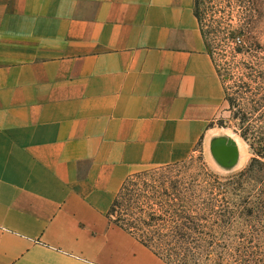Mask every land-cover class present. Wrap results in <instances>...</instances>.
<instances>
[{
  "label": "crops",
  "instance_id": "1",
  "mask_svg": "<svg viewBox=\"0 0 264 264\" xmlns=\"http://www.w3.org/2000/svg\"><path fill=\"white\" fill-rule=\"evenodd\" d=\"M224 97L195 0H0V264H169L109 211Z\"/></svg>",
  "mask_w": 264,
  "mask_h": 264
},
{
  "label": "trees",
  "instance_id": "2",
  "mask_svg": "<svg viewBox=\"0 0 264 264\" xmlns=\"http://www.w3.org/2000/svg\"><path fill=\"white\" fill-rule=\"evenodd\" d=\"M195 13L207 50L223 82L225 99L232 108L236 107V100L230 96V88L220 73V65L233 82L245 84L244 78L251 79V75H237L234 70L256 71L264 63L261 57L263 46L255 36L249 35L252 22L239 19L235 24L233 18L216 21L223 35L220 45L212 46L196 8ZM218 48L223 52V64L217 63L213 57V49ZM243 115L246 117L247 112L243 111ZM248 128L243 133L245 137L250 134L253 141L264 142L263 136L248 131ZM178 164L130 175L109 211L112 221L169 264H264V245L220 239L233 232L234 222L240 217L237 205L235 209L230 208L233 204L226 194L230 189L229 178L238 174L227 176L229 180L223 182L222 177L214 174L189 175ZM225 221L229 226L222 228L221 222Z\"/></svg>",
  "mask_w": 264,
  "mask_h": 264
},
{
  "label": "rangeland",
  "instance_id": "3",
  "mask_svg": "<svg viewBox=\"0 0 264 264\" xmlns=\"http://www.w3.org/2000/svg\"><path fill=\"white\" fill-rule=\"evenodd\" d=\"M195 8L201 15L210 45H220V37L223 35L216 21L233 18L235 24L239 19L252 22L249 35L255 36L264 49V0H195ZM262 51L261 57L264 59V50ZM221 53L223 56L219 48L213 49V57L219 64H223ZM234 72L237 75L244 73L252 77L251 79L245 77L243 80L245 84H241L240 81L233 82L227 70L220 65L222 78L226 80V86L230 88V96L235 98L238 106L232 108L224 97L223 105L209 123L204 141L199 143L190 158L179 162L178 165L189 175L214 174L222 177L223 182L230 179L228 184L230 189L226 194L233 204L230 208L235 209L237 205L236 209L238 208L240 217L234 222L233 232L222 235L221 241L237 243L251 241L253 244L264 245V142L253 141L250 134L248 137L243 134L246 127H249L248 131L264 137V79L261 78L264 77V63L260 64L256 71L243 68L235 69ZM258 75L259 79H257ZM258 101L261 105L257 104ZM243 111L247 112L246 117ZM214 137L223 138L225 143L229 139L236 142L239 148L237 165L225 167L215 159L211 145L208 143L210 138ZM153 168L156 167H149L139 172ZM234 174L238 175L226 178ZM221 226L227 228L229 223L221 222Z\"/></svg>",
  "mask_w": 264,
  "mask_h": 264
},
{
  "label": "water",
  "instance_id": "4",
  "mask_svg": "<svg viewBox=\"0 0 264 264\" xmlns=\"http://www.w3.org/2000/svg\"><path fill=\"white\" fill-rule=\"evenodd\" d=\"M211 152L217 161L225 167H233L239 161V148L234 140L226 143L221 137H214L211 141Z\"/></svg>",
  "mask_w": 264,
  "mask_h": 264
}]
</instances>
